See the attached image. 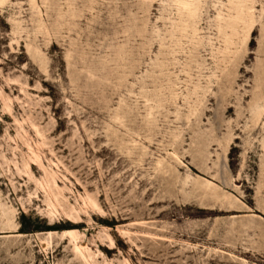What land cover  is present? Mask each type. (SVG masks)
<instances>
[{"label":"rangeland","instance_id":"374dc122","mask_svg":"<svg viewBox=\"0 0 264 264\" xmlns=\"http://www.w3.org/2000/svg\"><path fill=\"white\" fill-rule=\"evenodd\" d=\"M0 264H264V0H0Z\"/></svg>","mask_w":264,"mask_h":264},{"label":"bare ground","instance_id":"6f19581e","mask_svg":"<svg viewBox=\"0 0 264 264\" xmlns=\"http://www.w3.org/2000/svg\"><path fill=\"white\" fill-rule=\"evenodd\" d=\"M74 230H66V231H64V233H63V235L64 236H70V235H72L74 232H73ZM111 241H112V244H113V240L111 239Z\"/></svg>","mask_w":264,"mask_h":264},{"label":"trees","instance_id":"16d2710c","mask_svg":"<svg viewBox=\"0 0 264 264\" xmlns=\"http://www.w3.org/2000/svg\"><path fill=\"white\" fill-rule=\"evenodd\" d=\"M36 229L33 228L32 230H27V229H24L25 232H31V231H35Z\"/></svg>","mask_w":264,"mask_h":264}]
</instances>
